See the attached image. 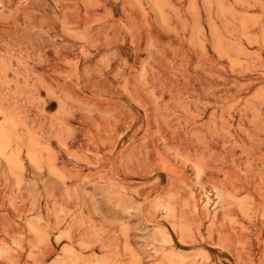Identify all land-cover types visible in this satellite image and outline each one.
Here are the masks:
<instances>
[{"label": "rangeland", "instance_id": "374dc122", "mask_svg": "<svg viewBox=\"0 0 264 264\" xmlns=\"http://www.w3.org/2000/svg\"><path fill=\"white\" fill-rule=\"evenodd\" d=\"M0 149V264H264V0H0Z\"/></svg>", "mask_w": 264, "mask_h": 264}, {"label": "bare ground", "instance_id": "6f19581e", "mask_svg": "<svg viewBox=\"0 0 264 264\" xmlns=\"http://www.w3.org/2000/svg\"><path fill=\"white\" fill-rule=\"evenodd\" d=\"M1 149H2V148H1ZM1 149H0V150H1ZM10 160H11V159H10ZM12 161H13V160H12ZM14 162H15V161H14ZM18 164H19V163H18ZM18 164H17V165H18Z\"/></svg>", "mask_w": 264, "mask_h": 264}]
</instances>
